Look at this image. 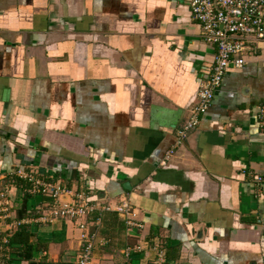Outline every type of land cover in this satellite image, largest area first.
I'll use <instances>...</instances> for the list:
<instances>
[{"label":"crops","instance_id":"1","mask_svg":"<svg viewBox=\"0 0 264 264\" xmlns=\"http://www.w3.org/2000/svg\"><path fill=\"white\" fill-rule=\"evenodd\" d=\"M190 1L0 0V192L17 222L0 220V264H77L83 232L92 264H264V43L181 139L216 51ZM19 170L103 209L86 229L48 219ZM22 224L34 249L10 243Z\"/></svg>","mask_w":264,"mask_h":264},{"label":"built area","instance_id":"2","mask_svg":"<svg viewBox=\"0 0 264 264\" xmlns=\"http://www.w3.org/2000/svg\"><path fill=\"white\" fill-rule=\"evenodd\" d=\"M190 9L193 19L202 26L203 38L214 45L216 51L212 70L201 83L198 101L181 130V139L189 130L198 126L201 116L211 106L215 92L221 86L228 70L243 67L246 63L243 54L264 43V0H191ZM258 114L264 120V105L259 107ZM17 175L29 183L31 193L50 197L46 203L48 219L55 217L76 219L80 227L86 229V223L82 218L103 209L99 203L87 200L83 194L78 195L80 197L78 201H66L64 197L69 193L67 189L58 182L44 180L33 170H19ZM12 208L8 191L0 192V220L12 218L10 229L17 223ZM116 210L128 217L133 215L127 201H123ZM128 222L132 223L131 220ZM82 239V252L77 264H92L93 237L83 232ZM2 241L7 243L9 239L4 237ZM3 249V245H0V250ZM163 262L164 257L160 255L158 263Z\"/></svg>","mask_w":264,"mask_h":264},{"label":"trees","instance_id":"3","mask_svg":"<svg viewBox=\"0 0 264 264\" xmlns=\"http://www.w3.org/2000/svg\"><path fill=\"white\" fill-rule=\"evenodd\" d=\"M28 199H29V196L25 199L23 210L20 212L21 218L25 216L26 203ZM17 229L18 230H16L14 235L11 237L10 243L13 244L17 242V243L26 245V247L29 249H34L35 248L34 245L30 242L31 233L29 231L28 226L25 224H22Z\"/></svg>","mask_w":264,"mask_h":264}]
</instances>
